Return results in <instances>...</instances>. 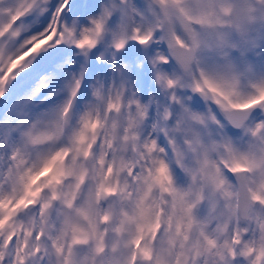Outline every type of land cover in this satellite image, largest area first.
Instances as JSON below:
<instances>
[{"label": "snow or ice", "instance_id": "1", "mask_svg": "<svg viewBox=\"0 0 264 264\" xmlns=\"http://www.w3.org/2000/svg\"><path fill=\"white\" fill-rule=\"evenodd\" d=\"M0 264H264V0H0Z\"/></svg>", "mask_w": 264, "mask_h": 264}]
</instances>
